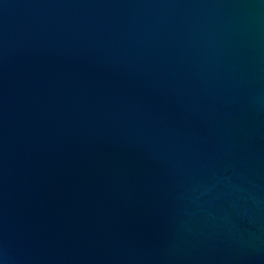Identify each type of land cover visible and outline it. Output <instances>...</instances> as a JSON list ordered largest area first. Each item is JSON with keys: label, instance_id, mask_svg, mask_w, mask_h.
<instances>
[{"label": "water", "instance_id": "obj_1", "mask_svg": "<svg viewBox=\"0 0 264 264\" xmlns=\"http://www.w3.org/2000/svg\"><path fill=\"white\" fill-rule=\"evenodd\" d=\"M0 264H264V0H0Z\"/></svg>", "mask_w": 264, "mask_h": 264}]
</instances>
